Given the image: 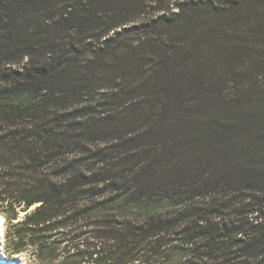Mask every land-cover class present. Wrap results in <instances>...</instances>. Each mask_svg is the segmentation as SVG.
Segmentation results:
<instances>
[{"label":"trees","instance_id":"obj_1","mask_svg":"<svg viewBox=\"0 0 264 264\" xmlns=\"http://www.w3.org/2000/svg\"><path fill=\"white\" fill-rule=\"evenodd\" d=\"M0 216L32 264H264V0H0Z\"/></svg>","mask_w":264,"mask_h":264},{"label":"rangeland","instance_id":"obj_2","mask_svg":"<svg viewBox=\"0 0 264 264\" xmlns=\"http://www.w3.org/2000/svg\"><path fill=\"white\" fill-rule=\"evenodd\" d=\"M0 217L3 219L2 216ZM0 229L2 231V244H1L2 249L1 250L5 254V257L10 260H17L18 264H32L28 258V254H12V253L10 254L9 252L6 251L7 249H6L5 237H4V234H5V220L4 219L0 226Z\"/></svg>","mask_w":264,"mask_h":264},{"label":"water","instance_id":"obj_3","mask_svg":"<svg viewBox=\"0 0 264 264\" xmlns=\"http://www.w3.org/2000/svg\"><path fill=\"white\" fill-rule=\"evenodd\" d=\"M0 264H18L17 260H9L8 258H4L0 254Z\"/></svg>","mask_w":264,"mask_h":264},{"label":"bare ground","instance_id":"obj_4","mask_svg":"<svg viewBox=\"0 0 264 264\" xmlns=\"http://www.w3.org/2000/svg\"><path fill=\"white\" fill-rule=\"evenodd\" d=\"M2 222H3V219L0 217V226H1ZM1 244H2V231H1V229H0V254H1L2 257L6 258V257H5V254H4L3 251L1 250V249H2ZM9 260H10V259H9Z\"/></svg>","mask_w":264,"mask_h":264}]
</instances>
